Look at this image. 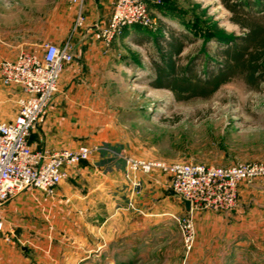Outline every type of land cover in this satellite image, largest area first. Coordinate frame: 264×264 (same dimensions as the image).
I'll return each mask as SVG.
<instances>
[{
    "label": "crops",
    "instance_id": "1",
    "mask_svg": "<svg viewBox=\"0 0 264 264\" xmlns=\"http://www.w3.org/2000/svg\"><path fill=\"white\" fill-rule=\"evenodd\" d=\"M69 1L67 17L72 20L78 7ZM78 1L85 24L66 38L74 62L64 70L58 91L28 144L49 153L79 146L108 147V151L94 152L88 161L69 170L54 198L22 192L1 208L0 264H101V259L105 264H226L227 254L212 251V238L218 235L225 244L233 232L239 243L259 249L264 243V206L254 200L252 189L241 184L232 211L199 214L203 217L195 221L197 236L191 254H148L151 237H164L171 228L182 243L173 216L185 211L171 193L167 176L156 171L137 173L136 188L124 179L122 151L129 136L117 117L122 110L107 103V91L101 88L106 81L100 73L115 49V45L105 48L99 38L115 0ZM9 15V30H4L0 18V63L14 60L21 51H34L35 46L66 41L69 32L64 26L57 33L60 36L49 40L21 39L18 12L12 8ZM19 94L2 85L0 74V122L14 118ZM123 195L126 203L119 199ZM27 215L31 217L25 220Z\"/></svg>",
    "mask_w": 264,
    "mask_h": 264
},
{
    "label": "rangeland",
    "instance_id": "2",
    "mask_svg": "<svg viewBox=\"0 0 264 264\" xmlns=\"http://www.w3.org/2000/svg\"><path fill=\"white\" fill-rule=\"evenodd\" d=\"M69 6V0H0L1 26L4 30L10 29L8 18L13 8L18 12L21 39L49 40L60 36L57 33L64 26L69 32L64 37L66 40L74 21L67 17ZM150 11L155 27L122 29L111 44L115 49L106 68L102 69L104 72H100L102 80L106 81L101 88L107 91V103L122 110L117 117L129 136L122 154L143 160L217 167L264 164V83L259 91H251L235 79L207 99L187 101H176L170 91L150 86L152 61H159L153 39L161 35L164 48L169 32L185 41L182 53L176 58L179 66L193 61L198 77L205 78V71L214 73L219 54L225 48L215 40L217 36L241 35V30L230 22L229 12L218 0H157L151 4ZM50 27L52 34H49ZM35 50L39 51V46H35ZM242 184L252 189L254 200L264 206V177ZM119 199L127 202L125 195ZM28 217L31 216L24 219ZM202 217L198 215L195 221ZM40 219L43 224V218ZM236 234L228 235L225 244L218 235L213 237L212 251L227 254L226 264H264V243L259 244V249L241 244ZM151 239L148 254H191L177 242L175 228L165 232L164 237L153 235ZM104 261L101 259V264H105Z\"/></svg>",
    "mask_w": 264,
    "mask_h": 264
},
{
    "label": "built area",
    "instance_id": "3",
    "mask_svg": "<svg viewBox=\"0 0 264 264\" xmlns=\"http://www.w3.org/2000/svg\"><path fill=\"white\" fill-rule=\"evenodd\" d=\"M72 2L78 9L71 35L85 24L81 1ZM155 3L157 0H115L108 23L99 30L102 45L109 48L124 28H154L156 22L151 16L150 6ZM73 62L72 45L67 39L62 45L45 43L39 47V51H21L14 60L0 63L2 85L17 89L20 93L14 118L0 122V210L24 191L39 192L46 198H54L57 187L67 179L69 170L88 161L94 152L108 151L101 146H79L49 153L46 150H33L28 144L30 134L58 91L64 70ZM123 158L124 179L134 188L139 186L134 180L135 174L159 171L168 177L172 193L189 201V213L173 216L187 253L195 246V218L199 214L232 211L236 207L239 186L264 177V164L217 167ZM1 232L0 214V235Z\"/></svg>",
    "mask_w": 264,
    "mask_h": 264
},
{
    "label": "trees",
    "instance_id": "4",
    "mask_svg": "<svg viewBox=\"0 0 264 264\" xmlns=\"http://www.w3.org/2000/svg\"><path fill=\"white\" fill-rule=\"evenodd\" d=\"M218 1L229 12L230 22L241 30V35L217 36L215 40L225 48L219 54L216 71H205V78H200L194 72L193 61L179 66L176 58L182 53L185 41L169 32L164 48L161 35L153 39L159 61L153 60L151 64V87L170 91L176 101L207 99L235 79L249 90L259 91L264 83V0Z\"/></svg>",
    "mask_w": 264,
    "mask_h": 264
},
{
    "label": "water",
    "instance_id": "5",
    "mask_svg": "<svg viewBox=\"0 0 264 264\" xmlns=\"http://www.w3.org/2000/svg\"><path fill=\"white\" fill-rule=\"evenodd\" d=\"M176 198L179 200L181 206L184 208V211L186 213H189L190 212V203H189V201L184 200V199H182V198H180L178 196H176Z\"/></svg>",
    "mask_w": 264,
    "mask_h": 264
}]
</instances>
